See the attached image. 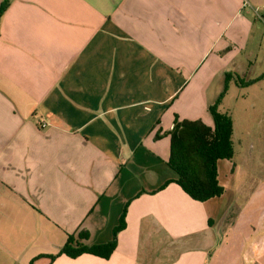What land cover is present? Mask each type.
<instances>
[{
    "label": "crops",
    "instance_id": "1",
    "mask_svg": "<svg viewBox=\"0 0 264 264\" xmlns=\"http://www.w3.org/2000/svg\"><path fill=\"white\" fill-rule=\"evenodd\" d=\"M4 5L0 264H264V191L248 196L244 232L226 234L235 168L222 197L200 202L169 165L175 120L214 127L227 75L237 85L247 70L238 56L264 0ZM124 213L109 259L51 260L69 235L111 242Z\"/></svg>",
    "mask_w": 264,
    "mask_h": 264
},
{
    "label": "rangeland",
    "instance_id": "2",
    "mask_svg": "<svg viewBox=\"0 0 264 264\" xmlns=\"http://www.w3.org/2000/svg\"><path fill=\"white\" fill-rule=\"evenodd\" d=\"M254 29H256V33ZM243 55H245L243 63L247 70L245 71L244 68L245 72L240 76L238 75L239 82L237 85L234 82L237 75L234 76V80L228 82L230 89L218 106L219 112L228 114L233 120L235 149V156L232 161L222 160L219 163V182L221 181L224 187H228L229 176L234 168L236 173V178L232 184L231 198H229V204L233 209L225 221L221 222V226L224 223L223 228L227 234L231 232L230 224H234L236 235L244 232L243 207L251 200L248 196L260 190L264 191L263 18L253 21V33L248 48L238 57ZM217 82L214 83V91L221 88ZM227 201L228 196L226 197ZM247 249L249 248L245 247V250ZM251 249L252 253L256 252L255 248ZM241 250L245 251L242 247Z\"/></svg>",
    "mask_w": 264,
    "mask_h": 264
},
{
    "label": "trees",
    "instance_id": "3",
    "mask_svg": "<svg viewBox=\"0 0 264 264\" xmlns=\"http://www.w3.org/2000/svg\"><path fill=\"white\" fill-rule=\"evenodd\" d=\"M7 7L8 5L2 7L0 21ZM232 77L231 74L227 75L223 92L216 103L209 108L214 127H208L200 120L179 121L176 119L170 132L169 165L177 174L174 182L196 201L206 202L225 194V188L219 182L218 162L234 159V123L228 114L219 112L218 106L228 91V82ZM125 228L124 213L120 224L114 230V238L111 242L89 246L81 242L88 237L85 232L77 236L69 235L60 252L50 258L54 261L62 255L78 258L81 255L90 254L109 259L117 248L118 233Z\"/></svg>",
    "mask_w": 264,
    "mask_h": 264
},
{
    "label": "built area",
    "instance_id": "4",
    "mask_svg": "<svg viewBox=\"0 0 264 264\" xmlns=\"http://www.w3.org/2000/svg\"><path fill=\"white\" fill-rule=\"evenodd\" d=\"M42 127H43V128L46 127V124L43 123V124H42Z\"/></svg>",
    "mask_w": 264,
    "mask_h": 264
}]
</instances>
